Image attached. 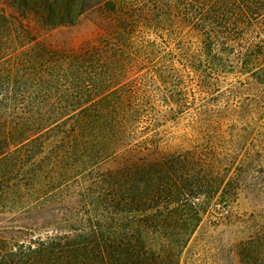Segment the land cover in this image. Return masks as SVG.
Listing matches in <instances>:
<instances>
[{
	"label": "trees",
	"instance_id": "trees-1",
	"mask_svg": "<svg viewBox=\"0 0 264 264\" xmlns=\"http://www.w3.org/2000/svg\"><path fill=\"white\" fill-rule=\"evenodd\" d=\"M89 13L96 40H55ZM262 25L264 0H0V233L28 237L0 264H181L233 197L223 126L264 113Z\"/></svg>",
	"mask_w": 264,
	"mask_h": 264
},
{
	"label": "rangeland",
	"instance_id": "rangeland-1",
	"mask_svg": "<svg viewBox=\"0 0 264 264\" xmlns=\"http://www.w3.org/2000/svg\"><path fill=\"white\" fill-rule=\"evenodd\" d=\"M96 19V14H86L77 26L53 36L56 41L79 47L102 33ZM259 32L264 39V25ZM192 124L187 117L174 130L179 135H191ZM233 124L235 127L230 128ZM223 129L227 142L233 138L228 147L238 156L235 184L229 189L233 197L226 203L218 196L206 208L181 264H264V113L239 111L236 120L226 123ZM11 225L15 224L10 217L0 216V227ZM0 236L28 239L12 230Z\"/></svg>",
	"mask_w": 264,
	"mask_h": 264
}]
</instances>
